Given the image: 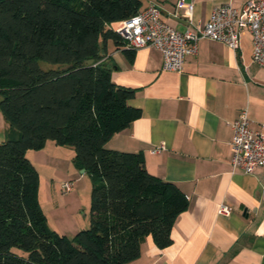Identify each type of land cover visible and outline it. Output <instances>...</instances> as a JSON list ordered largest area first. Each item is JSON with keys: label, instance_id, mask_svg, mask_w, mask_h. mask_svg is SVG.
Returning a JSON list of instances; mask_svg holds the SVG:
<instances>
[{"label": "trees", "instance_id": "16d2710c", "mask_svg": "<svg viewBox=\"0 0 264 264\" xmlns=\"http://www.w3.org/2000/svg\"><path fill=\"white\" fill-rule=\"evenodd\" d=\"M140 5L0 0V112L9 127L0 142V264H123L147 235L170 245L185 195L149 173L141 153L105 146L140 115L128 104L134 90L111 80L106 56L108 40L124 44L110 24ZM124 51L131 60L134 50ZM48 140L72 148L91 176L89 226L73 238L48 227L26 157Z\"/></svg>", "mask_w": 264, "mask_h": 264}, {"label": "crops", "instance_id": "0c3cea01", "mask_svg": "<svg viewBox=\"0 0 264 264\" xmlns=\"http://www.w3.org/2000/svg\"><path fill=\"white\" fill-rule=\"evenodd\" d=\"M140 1L139 10L157 4L167 23L179 31L187 27L178 0ZM186 1L193 2V21L201 24L216 5L240 7L246 0ZM124 49L106 42L115 65L111 80L134 90L128 104L140 115L105 146L141 153L148 172L177 186L188 205L174 221L170 245L160 248L147 235L138 256L123 264H264V167L232 169L229 147L230 123L244 109L251 127L264 130V67L252 60L251 35L242 33L235 50L200 39L180 72L162 70L153 46L134 50L131 60ZM1 116L0 142L9 131ZM160 144L163 151L150 152ZM45 148L54 153L64 147L48 140L35 154ZM220 204L230 207L228 215L218 214Z\"/></svg>", "mask_w": 264, "mask_h": 264}, {"label": "built area", "instance_id": "2783aa9c", "mask_svg": "<svg viewBox=\"0 0 264 264\" xmlns=\"http://www.w3.org/2000/svg\"><path fill=\"white\" fill-rule=\"evenodd\" d=\"M193 2L178 0L176 8L182 11L188 25L183 31L167 23L160 13V7L151 3L132 16L112 22L110 28L119 34L124 42L123 48L136 50L153 46L162 56V70L180 72L185 57L195 55L197 43L202 38L224 43L237 49L240 35L248 32L252 39V60L264 67V0H246L242 6L231 3L216 5L208 18L195 24L192 17ZM230 164L232 169L250 173L264 167V130L254 129L246 109L231 123ZM164 144L151 149L160 153ZM64 191H69V182H63ZM230 207L220 204L218 214L228 215Z\"/></svg>", "mask_w": 264, "mask_h": 264}, {"label": "rangeland", "instance_id": "374dc122", "mask_svg": "<svg viewBox=\"0 0 264 264\" xmlns=\"http://www.w3.org/2000/svg\"><path fill=\"white\" fill-rule=\"evenodd\" d=\"M63 147V150L54 153L45 148V154H35L40 149H28L34 151V154L28 152L26 157L38 173L37 198L47 218L48 227L73 238L79 230L89 226L92 183L90 174L81 173V169L75 165L73 154L68 152L72 148ZM63 182L70 183L69 191H64Z\"/></svg>", "mask_w": 264, "mask_h": 264}, {"label": "water", "instance_id": "95a60500", "mask_svg": "<svg viewBox=\"0 0 264 264\" xmlns=\"http://www.w3.org/2000/svg\"><path fill=\"white\" fill-rule=\"evenodd\" d=\"M92 62V60L90 59V60H87V63H91ZM109 66H111L112 65V62L111 61H109L108 63H107ZM70 66V64H68V65H65V66H62L60 69H65V68H67V67H69ZM85 170L84 169H81V172H84Z\"/></svg>", "mask_w": 264, "mask_h": 264}]
</instances>
